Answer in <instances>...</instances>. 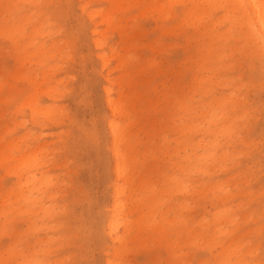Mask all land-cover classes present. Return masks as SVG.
Listing matches in <instances>:
<instances>
[{
    "label": "rangeland",
    "instance_id": "obj_1",
    "mask_svg": "<svg viewBox=\"0 0 264 264\" xmlns=\"http://www.w3.org/2000/svg\"><path fill=\"white\" fill-rule=\"evenodd\" d=\"M29 1L32 2L28 3ZM85 1L88 0L12 1L11 7L12 11L14 12V19L16 17H20V19L24 17L23 22L21 23L23 26L22 30L26 32L25 33L23 31L26 34H24V41L26 43L32 41L35 43V45H39L43 40V42L46 43H43L45 46L50 48L54 47L45 57L46 59L43 61L41 60L42 62H40L39 56L34 57L35 59L31 58V61L23 59L20 55V52L17 51V46L13 43L14 40L9 39V37L6 36H0V136H2L3 143L7 147L10 146V144H14L16 147L14 154L16 156H19L26 150L31 152L34 149H39L37 157L39 161L42 162V166L39 165L35 172L37 175L41 173L45 178L50 179V182H52L47 189H43L45 191L42 194H45L46 196L42 195V203H46L45 205L51 206L54 215L50 217L52 219L48 217L49 219L45 218L42 221L38 218L37 224L40 225V223H46V225H53V228L51 230H47L45 228L40 230L38 236L23 235L21 238L22 240H25L24 237L27 238L26 241L29 252H32L35 249L32 243H34L37 237L44 239L49 238L50 240L52 239L51 243H49V249L51 251L48 255L44 256L46 262H51L50 264H105L106 258H108V255L111 252V241L106 234L104 227L106 219L109 215V207L111 205L112 192L116 180L114 179L115 177L113 174L114 161L110 149V134L107 127V122L111 118V114L106 104L104 89L102 88L108 84L105 75L108 74V76L110 78L112 77L111 79L115 81V84L113 85L112 96L115 97L117 95L118 89L122 88V86L123 89L128 90L127 85L122 84L120 87L117 84L120 76L124 74V67L117 65L119 64L120 56L124 52L123 49H125L126 46H129L131 54L133 56L136 54L135 58H133L134 68L131 70L130 77L136 80L137 89L142 91H140L142 95L140 100L136 101L135 117L140 116V121L143 123L144 118L152 117L151 119H155L156 116L160 118L159 120L163 119L165 121L164 116L162 117L160 112H157L146 105L147 98H152L153 96L152 99L154 102H156L155 105L157 106L159 104L157 106L158 109H162V106L166 105L169 96L172 95L173 97H176L175 95H180L181 93V95H186L188 98L191 97L193 93L190 88V77H192V72L190 70H186V68L189 67L190 56H192L194 53V43L190 41L187 42L186 36L183 34L184 31L185 34L190 35L192 33V29H186L185 26H181L179 24L181 23L180 20L182 18L180 5L174 6L175 12L172 19L161 20V17L156 11L151 8H146L147 3L143 4L145 1L143 3L142 0L134 2L131 1V3L125 6L122 10V18L117 19V17H115L114 23H118V20L121 19L122 24H125V22L126 24H130L132 27V29H130V33H134V39L132 38V42L130 39V33H128L129 35L126 36V34H120V32L118 30H114V28L111 29L107 27L106 24L99 21L101 18L100 15L95 17L93 20L89 19L85 12H82L80 7H78ZM110 8L111 5L108 0H89L88 3L89 10H99L106 12ZM32 12L34 13L32 14ZM224 13L225 12L223 10H218L216 13H214V18H218L219 14L223 16ZM31 14L34 16V18L31 16ZM41 19H45L47 23L45 27H41L42 29L44 28V32H42V29L38 33L30 32V29L32 31L34 27H40ZM96 22L101 24L98 25ZM171 25H174V27L177 26V28L175 27L174 33H168V30L164 28ZM228 25V22H223L218 25V29L224 30ZM31 26H33V28ZM92 30H96L97 34L91 33L93 32ZM103 30H105V33ZM98 31L102 32H100V36ZM121 35L122 37H120ZM16 37L19 38L18 36ZM36 38H38V41ZM97 39H102V44L99 47H97L93 42ZM51 44L57 46L52 45L51 47ZM61 45L64 46L61 47ZM30 47V50L36 48L34 46ZM58 49L60 52L57 51ZM132 52L135 53L133 54ZM112 53L118 56H115L113 59L111 56ZM100 54H107L106 56H110V61L105 67L101 64L102 60L100 58ZM234 57H238V53H236ZM249 57H241L240 62H238L237 65L224 74L227 77L237 79L241 83H244L245 80L243 85L244 88L242 87L239 96L242 98V100L244 99L243 101H246L243 102V106L240 108L241 111L245 110V115L237 123L240 129L239 137L236 139L234 144H232V146L222 147L223 149H227L229 152L233 153L234 158L226 161L229 167L226 166L225 169H217L213 171L212 168H210L209 173L211 174L205 176L203 180L204 182L208 180L219 183L223 180L225 182L229 176V179L226 182L232 183L231 188L237 184V196H235L232 201L226 205L233 207L231 209H233L234 213L239 217L238 222L240 221V229L238 230L239 233L237 234H242L249 228L255 229L256 233L252 237L253 240L251 241L253 244H258V253L253 261H259V264H264V53H257L256 55ZM224 61L226 63L232 60L227 58ZM148 62H157L159 65L161 64L159 66L158 72H156V69H152V66L148 67ZM56 68H58V70H56L57 72L55 71ZM164 68L167 71L164 70ZM31 69H33V72ZM41 69L45 70L44 72L47 74L45 80H43ZM34 70L35 72L38 70L36 72L38 73V78ZM180 70L182 72H180ZM109 71H111L110 74ZM34 80L36 82H34ZM38 80L40 82H38ZM146 80L147 82H145ZM164 81H166L168 86L171 85V83L175 85L177 90L173 91H176V94L173 95L172 93H164ZM160 84H162V87ZM37 87L38 91H41L44 88H50L54 89V91L56 90L57 92L56 93L52 91L51 97L45 95L44 93L38 92V99L40 100L39 103L42 104L41 106H49L54 110L55 114L51 119H44L36 115L33 116L28 108H23L26 98L34 93ZM230 92L231 90L229 88H217L214 94L219 97L227 95ZM193 94H196L194 95L195 97H193V99L187 103L191 104L192 106L197 105V108L194 109L193 112L200 113V108L198 106L202 103H207L210 100V97H203L197 93ZM179 95L178 99L181 98ZM52 103L56 104L54 105ZM58 107L61 109H57ZM177 109V106L170 109L171 112H174L176 118L181 116L179 115L180 112L177 111ZM185 117L188 123L192 121L190 116ZM52 119L56 121H53ZM58 121L60 124H58ZM193 121V123L197 122L195 119ZM144 127V130L146 131L145 133L151 135L152 127H149L147 124H145ZM197 133L188 136L189 139H193L194 141L198 140L201 135L199 132ZM168 137L172 140L174 137H176V134L173 132L171 134L169 132ZM138 138L142 139V144L138 146V151L140 153L145 152L147 155L152 152L155 145L148 147V140L145 139L142 133L139 134ZM20 139L22 141L19 144ZM153 140L155 144H159L157 136L154 137ZM172 144L171 146H175L173 142ZM244 150L245 152H243ZM158 153L159 152L157 151L156 157H160L161 153ZM180 154H182V152H180ZM173 158L177 160L178 157ZM218 163L219 161L215 165ZM165 164L166 162H163L162 158L155 160L151 154L148 155L145 165V169L147 171L146 175L150 176L151 180L156 179V171L159 167V169L162 168L163 173L174 174L175 169H171L170 166ZM0 165L1 204L3 194L2 192L8 190L17 182V180L23 181L25 173L19 177L14 174L12 170L10 171V167L15 165L14 162L5 163L0 160ZM235 173L238 175H235ZM199 176L194 175V177ZM200 181L202 180H199L198 182ZM235 182L237 183L234 184ZM209 197L210 196L208 195V199L206 197L200 198L199 201L197 198H194L196 200L193 201L187 199L188 203L190 202V208L192 207L194 209L195 207L194 210L192 208V210H190L189 207L183 209L182 211H175V209H173L169 211L170 214L167 212V217L184 218L185 216L182 215L186 214V217H192L193 219L197 220L206 215L205 218L209 220L211 218V214L221 206L220 204L213 206L214 203L211 202V198ZM169 201L175 205H178L179 203L183 202L184 199L176 195L167 202ZM185 202L187 201H184L183 203ZM240 202L243 207L239 205ZM163 210L166 209L163 208ZM55 211L56 213H54ZM248 212L251 213L252 218L247 222H242L241 217L243 214H248ZM132 218H135V216L133 215ZM157 219L159 218L157 217ZM1 220H3L2 217H0V222ZM17 224L19 229L26 228V223L23 220H19ZM58 224H61V226H58ZM183 238L184 235L182 234V236L179 238L181 241L178 239V243L181 245L183 244ZM17 239L18 238H15L14 240V237L5 234L0 224V252L5 251L9 245H13L12 242L16 241ZM129 246L130 249L128 250L127 256L131 259V264L147 263L148 257L145 250H140L138 247L131 249L130 244ZM201 247L202 246L193 247L190 249L183 247V252L189 250V253L193 255L192 259H186L189 261L184 264H199L198 261L200 259L209 257V250L206 248L201 249ZM164 250V248L161 249V255L165 258L166 251ZM178 253L176 254L178 255ZM39 259H42V256H39ZM167 260L169 259H161L160 264L166 263ZM174 260L180 261L178 257H176ZM147 264L152 263L150 262Z\"/></svg>",
    "mask_w": 264,
    "mask_h": 264
},
{
    "label": "bare ground",
    "instance_id": "obj_2",
    "mask_svg": "<svg viewBox=\"0 0 264 264\" xmlns=\"http://www.w3.org/2000/svg\"><path fill=\"white\" fill-rule=\"evenodd\" d=\"M12 1L15 2V0H0V36H6L9 37V39L14 40L13 43L17 46V51L20 52V55L23 59L30 60L31 58L39 56L40 62H42L46 59L45 57L49 54L50 50L54 48L52 47V45H57L51 44L52 48L47 47L45 46L46 43L43 42V40L41 41V44L38 43L39 45H35V43L32 41L26 43L24 41V34L26 32L22 30L23 26L21 25L24 17L22 19H20V17H16L14 19V12L12 11L11 7ZM108 1L111 5V8L106 12H102L99 10H89V0L81 3L78 7H80L82 12H85L89 19L93 20L95 17L100 15L101 18L99 21L101 23L106 24V26L111 29L114 28V30H118L120 34H126V36L129 35L128 33H130V29H132L130 24H126V22L125 24H122L121 19L118 20V23H114V18H122V10L124 9V7L129 5L131 1L134 2L140 0ZM30 2L32 1H29L28 3ZM142 3H147V9L151 8L156 11L161 17V20L172 19L175 12L174 6H181L182 18L180 20L181 23L179 24L181 26H185L186 29H192V33L190 35H187L183 30L182 31L186 36V41L194 43V53L192 54V56H190L189 67L186 68V70H190L192 72V77H190V88L193 93L200 94L203 97H210V100L208 99L209 101L207 103H202L201 105H199L198 107L200 108V113H196L193 111L197 108V105L192 106L191 104L187 103L188 101L190 102L196 94L192 93V96L187 98L186 95H181L180 93V95L178 94L181 97L180 99H178V95H175L176 97H173L171 95L168 97L166 105H161L162 109H158L157 106L159 104L157 106L155 105L156 102L153 101L152 96V98L146 99V105L149 108L160 112L161 116H164L165 121L163 119L159 120L160 118L156 116L155 119H151L152 117L144 118L143 123L142 121H140V116L135 117L136 101L140 100L142 95L140 93L141 90H138L136 87V80L130 77L131 70L132 68H134L133 58H135L136 54L134 56L131 54L129 46H126V48L123 49L124 52L120 56L119 64H117L121 67H124V74L120 76L119 80L117 79V84L120 87L122 86V84L127 85L128 90L123 89L122 86V88L118 89L117 95L115 97L112 96V90L115 81H113L111 79L112 77L110 78L108 74H105L108 84L104 87L102 86V89H104L106 104L111 114V118L107 122V127L110 134V149L114 161L113 174L115 177L114 179L116 180L112 192V201L109 207V215L106 219L104 227L106 234L111 241V252H108L109 255L108 258H106L105 264H131V259L127 256L128 250L130 249L129 244L131 245V249L138 247V249L140 250H145L148 257L147 263L151 262L152 264H160L161 259H169L164 264H184L189 261L186 259H192L193 255L189 253V250L183 252V247L190 249L200 246H202L201 249H208L210 252V256L200 259L198 261L199 264H259V261H253L258 253V244H253V242L251 241L253 240L252 237L256 233L255 229L249 228L244 233L237 234L239 233L238 230L240 229V221L238 222L239 217L234 213L233 209H231L233 207H231L230 205H226L227 203L232 201L235 196H237V182H235L234 184L236 185L231 188L232 183L226 182L228 181L229 176L228 179L226 178L227 180L225 182L223 180L219 183L208 180L204 182L203 178L211 174L209 173L210 168H212L213 171L217 169H225V167L228 166L226 161L234 158L233 153L229 152L227 149H223L222 147L232 146V144H234L236 139L239 137L240 129L237 123L245 115V110L241 111L240 108H242L243 102H246L243 101L244 99L242 100V98L239 96L245 80L244 83H241L237 79L227 77L224 74L228 70L232 69L235 65H237L238 62H240L241 57L247 58L249 56L256 55L257 53H264V0H142ZM218 10H223L225 12L223 16L219 14L221 16L220 19L219 15L218 18H214V13H216V11ZM33 13L34 12H32V14ZM32 14L31 16H33ZM223 22H228L229 25L224 30L220 29V31L218 29V25ZM46 25V20L41 19L40 27L33 28V26H31L33 30L31 31L30 29V32L38 33L42 29L41 27H45ZM175 27L177 28V26ZM175 27L174 25H171L164 28L168 30V33H174ZM43 30L44 28L42 29V32H44ZM92 31L93 32L91 33L97 34L96 30ZM104 31L105 30H103V32ZM98 32L100 36L101 31ZM16 36H18L19 38H17ZM120 37H122V35ZM132 38L134 39V33H130L131 41ZM36 39L38 41V38ZM101 40L97 39L93 42L97 47H99L102 44ZM30 46H34L36 48L30 50ZM63 46L61 45V47ZM57 51H59V49ZM236 53H238V57H234ZM106 55L107 54H100V58L102 60L101 64L104 67L107 66L110 61V56ZM111 56L114 59V57L118 55L112 53ZM227 58L231 59L232 61L225 63L224 60ZM147 65L148 67L152 66L151 68L156 69V72H158L159 66L161 64L159 65L157 62H148ZM31 70L33 72V69ZM56 70H58V68H56L55 71ZM164 70L166 69L164 68ZM44 71L45 70L41 71L43 80H45L47 76ZM110 72L111 71H109V74ZM180 72L182 71L180 70ZM37 74L38 73H36V76L38 78ZM34 82L36 81L34 80ZM38 82L40 81L38 80ZM145 82H147V80ZM160 85L162 87V84ZM163 86V89H165V94H176V91H173L177 90L174 84L171 83V85L168 86L166 81H164ZM217 88H229L231 92L227 95L217 97L214 94ZM35 90L37 92L34 91V93L26 98L23 104V108H28L33 116L36 115L44 119H51L55 114L54 110L49 106H41L42 104L39 103L40 100L38 99V92L44 93L45 95L51 97L52 91L56 92V90L54 91V89L44 88L41 91H38V87ZM52 104L55 105L56 103ZM176 106L178 107L177 111L180 112L179 115H181L178 118H176L174 112L170 111L171 108ZM57 109H59V107ZM185 116H190V119L192 121L188 123ZM194 119L197 120L196 123H193ZM58 124H60V122ZM145 124H147L149 127H152V136L148 133H145ZM169 132L171 134L172 132L175 133L176 137H174L172 140L169 139ZM197 132H199L201 135L198 140L194 141L193 139H189L188 136L194 135ZM140 133H142L145 139L148 140V147L155 145L152 152H150L148 155L151 154V156L155 160H158V158H162V161L166 162L165 165L170 166L171 169H175L174 174L163 173L162 168L159 169V167L156 171V179L151 180L150 176L146 175L147 171L145 169V165L148 155L145 152L140 153L138 151V146L142 144V139L138 138ZM156 136L159 142L158 145L155 144L153 140V138ZM21 139L19 141V144L23 140ZM172 142L175 144V146H171ZM15 148L16 147L14 146V144H10V146L7 147L3 143L2 136H0V160L5 163L14 162L15 165L10 167V171L12 170V172L17 176L20 177L21 175H23V173L26 174H24L25 177L23 181L17 180V182L13 186H11L5 192H2L3 194L0 204V217H2L3 220H1L0 224L5 234L14 237V240L15 238L18 239L12 242L13 245H9V247L5 251L0 252V264H50L51 262H46L44 256L48 255L51 251L49 249V243H51L52 239L50 240L49 238L44 239L37 237L34 243H32L35 249L32 252H29L28 244L26 241L27 238L24 237L25 240H22L21 237L23 235L38 236L40 230L44 228L47 230H51L53 228V225H46V223H40V225L37 224L38 218L42 221L45 218H50L52 217V215H54L51 206L45 205L46 203H42L43 196H46L45 194H42L45 191L43 189H47L52 182H50V179L45 178L41 173L37 172L39 173V175H37L35 172L38 169V166L42 164V162H40L37 157L39 149H34L31 152H28L29 150H26L19 156H16L14 154ZM157 151L159 152L158 154L161 153L160 157H156ZM180 152H182V154H180ZM243 152H245V150ZM173 157L178 158L177 160H175V158ZM216 161H219L217 165H215L217 163ZM194 175L200 176L194 177ZM235 175L238 174L235 173ZM199 180L202 181L198 182ZM176 195L182 197L184 201L187 202L183 203V201L178 205L171 203V201L167 202L169 199L174 198V196ZM208 195L210 196L209 198H211V202L214 203V205H211H221L217 210H215L214 213L211 214V218L209 220L205 218L206 215L197 220L193 219L192 217H186V214L182 215L185 216L184 218L167 217V212L169 213V211L173 209H175V211H182L185 208H190L191 205L190 202L188 203L187 199L193 201L196 200L194 198H197V200L199 201L200 198H207ZM239 205L242 206L241 202ZM163 208H165L166 210H163ZM191 208L190 210L193 209ZM54 213H56V211ZM133 215L135 216V218H132ZM157 217L159 219H157ZM251 218V213L248 212V214H243L241 220L242 222H247ZM19 220H23L26 223L25 229H19L17 224ZM59 225L61 226V224H58V226ZM182 234L184 235V238L183 244L181 245L178 243V239L182 236ZM179 240L181 241V239ZM163 248L165 249L164 251H166L165 258L161 255V249ZM176 253H178L179 256ZM39 256H42V259H39ZM176 257H178L180 261H175L174 259Z\"/></svg>",
    "mask_w": 264,
    "mask_h": 264
}]
</instances>
